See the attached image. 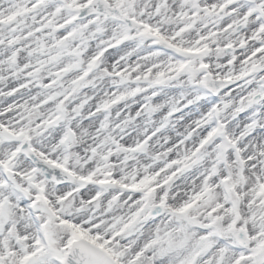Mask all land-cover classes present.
Wrapping results in <instances>:
<instances>
[{
	"label": "snow or ice",
	"instance_id": "snow-or-ice-1",
	"mask_svg": "<svg viewBox=\"0 0 264 264\" xmlns=\"http://www.w3.org/2000/svg\"><path fill=\"white\" fill-rule=\"evenodd\" d=\"M0 264H264V0H0Z\"/></svg>",
	"mask_w": 264,
	"mask_h": 264
}]
</instances>
